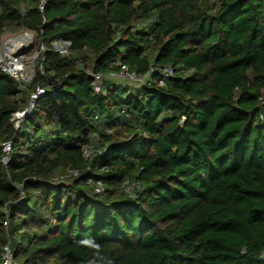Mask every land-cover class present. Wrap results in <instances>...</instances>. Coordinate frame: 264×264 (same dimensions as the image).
Masks as SVG:
<instances>
[{
	"label": "trees",
	"instance_id": "1",
	"mask_svg": "<svg viewBox=\"0 0 264 264\" xmlns=\"http://www.w3.org/2000/svg\"><path fill=\"white\" fill-rule=\"evenodd\" d=\"M23 30L44 51L24 89L0 70V258L8 242L19 264H264V0H0V40ZM121 65L174 76L93 89L86 71ZM41 70L58 94L15 129Z\"/></svg>",
	"mask_w": 264,
	"mask_h": 264
},
{
	"label": "built area",
	"instance_id": "2",
	"mask_svg": "<svg viewBox=\"0 0 264 264\" xmlns=\"http://www.w3.org/2000/svg\"><path fill=\"white\" fill-rule=\"evenodd\" d=\"M48 0H37V8L41 12L47 5ZM24 9L22 8V11ZM35 35L31 31L23 30L18 33L12 34L9 37L2 36L0 40V70L14 77L19 82V87L25 88V85L30 83L34 76L33 61L41 55L44 51L43 46L36 49V54L31 61L30 66L24 65V61L21 59V51L25 47H34ZM70 42L63 39H55L51 42V47L54 51L61 55H68V46ZM41 68V66H40ZM43 76V84L36 86L33 91L28 93L26 106L13 112L11 114L10 121L15 129H19L23 123V120L30 115L33 110L36 100L44 95L55 96L58 94V87L50 80L41 70ZM86 74L92 79V86L96 92H100L103 89L104 78L117 79L129 86L149 85L154 80L157 85L162 86L174 76V69L171 65L163 67H156L150 65L148 70L139 75L134 71L129 70L126 66L121 65L117 70L108 72L105 76L101 73H95L92 71H86ZM259 100L264 102V95L259 97ZM11 141H3L1 143V157L0 162L2 165H6L11 159ZM93 149L91 147H85L83 149V156L87 157L91 154ZM77 175V170L68 169L64 174L58 175L54 179V183L67 182L68 177H74ZM138 187L136 183L131 185L126 184L125 190L130 192L131 186ZM95 192L100 193L103 187L100 184H96L94 188ZM6 225V222H4ZM261 256L264 258V249L261 251ZM1 264H19L13 259L12 249L7 242L1 251Z\"/></svg>",
	"mask_w": 264,
	"mask_h": 264
},
{
	"label": "rangeland",
	"instance_id": "3",
	"mask_svg": "<svg viewBox=\"0 0 264 264\" xmlns=\"http://www.w3.org/2000/svg\"><path fill=\"white\" fill-rule=\"evenodd\" d=\"M10 33H6L4 34V38L9 37ZM21 59L24 61V65L30 66L32 59L34 58L35 54H36V48L35 47H25L21 52ZM122 82V81H121Z\"/></svg>",
	"mask_w": 264,
	"mask_h": 264
}]
</instances>
